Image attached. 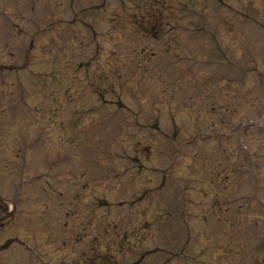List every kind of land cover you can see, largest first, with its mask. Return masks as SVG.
Segmentation results:
<instances>
[{"label":"rangeland","instance_id":"obj_1","mask_svg":"<svg viewBox=\"0 0 264 264\" xmlns=\"http://www.w3.org/2000/svg\"><path fill=\"white\" fill-rule=\"evenodd\" d=\"M262 117L264 0H0V264H264Z\"/></svg>","mask_w":264,"mask_h":264}]
</instances>
